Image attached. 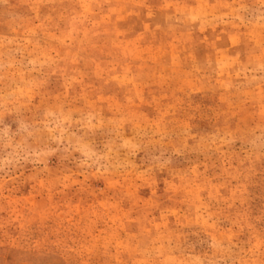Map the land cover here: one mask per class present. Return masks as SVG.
<instances>
[{
	"label": "rangeland",
	"instance_id": "obj_1",
	"mask_svg": "<svg viewBox=\"0 0 264 264\" xmlns=\"http://www.w3.org/2000/svg\"><path fill=\"white\" fill-rule=\"evenodd\" d=\"M0 264H264V0H0Z\"/></svg>",
	"mask_w": 264,
	"mask_h": 264
}]
</instances>
